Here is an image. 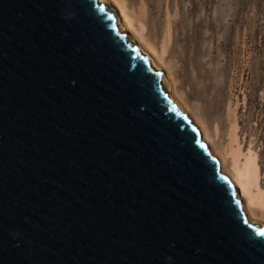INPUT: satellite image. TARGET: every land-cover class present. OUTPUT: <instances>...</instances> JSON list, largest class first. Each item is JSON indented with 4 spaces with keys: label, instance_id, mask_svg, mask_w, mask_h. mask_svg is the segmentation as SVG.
Instances as JSON below:
<instances>
[{
    "label": "water",
    "instance_id": "obj_1",
    "mask_svg": "<svg viewBox=\"0 0 264 264\" xmlns=\"http://www.w3.org/2000/svg\"><path fill=\"white\" fill-rule=\"evenodd\" d=\"M163 73L98 0H0V264H264Z\"/></svg>",
    "mask_w": 264,
    "mask_h": 264
},
{
    "label": "rangeland",
    "instance_id": "obj_2",
    "mask_svg": "<svg viewBox=\"0 0 264 264\" xmlns=\"http://www.w3.org/2000/svg\"><path fill=\"white\" fill-rule=\"evenodd\" d=\"M121 1L146 24L144 37L157 50L168 39L165 61L175 91L215 143L224 149L237 120L243 145L259 154L264 178V0Z\"/></svg>",
    "mask_w": 264,
    "mask_h": 264
},
{
    "label": "bare ground",
    "instance_id": "obj_3",
    "mask_svg": "<svg viewBox=\"0 0 264 264\" xmlns=\"http://www.w3.org/2000/svg\"><path fill=\"white\" fill-rule=\"evenodd\" d=\"M98 2L108 4L115 12L120 32L129 30L133 35V37H130L131 42L137 43L140 41L144 45L141 50L151 59L153 68L156 70H163V68L168 70L167 73L163 74V82L172 100L178 104L183 112H189L191 114L190 117L195 119H192V122L201 130L202 140L209 144L208 147L211 154L220 160L221 172L226 173L235 185L237 197L242 200V209L246 213L248 220L253 224L264 226V178L262 176L259 154L252 146L246 149L243 145L240 138V125L237 120L231 123L226 136V144L224 149H221L210 135L205 122L175 91L174 84L170 78L169 66L165 61V56L169 51L168 39L162 42L161 50H157L144 37L147 31L146 24L131 14L124 2L121 0H98Z\"/></svg>",
    "mask_w": 264,
    "mask_h": 264
}]
</instances>
